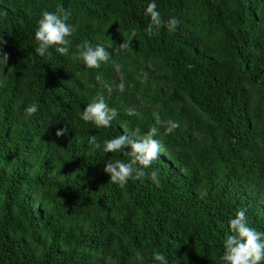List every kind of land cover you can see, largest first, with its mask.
Instances as JSON below:
<instances>
[{"label": "trees", "instance_id": "1", "mask_svg": "<svg viewBox=\"0 0 264 264\" xmlns=\"http://www.w3.org/2000/svg\"><path fill=\"white\" fill-rule=\"evenodd\" d=\"M0 264H264V0H0Z\"/></svg>", "mask_w": 264, "mask_h": 264}]
</instances>
